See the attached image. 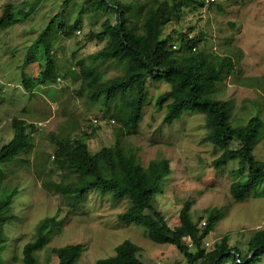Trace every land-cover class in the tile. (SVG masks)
Segmentation results:
<instances>
[{
	"label": "rangeland",
	"instance_id": "1",
	"mask_svg": "<svg viewBox=\"0 0 264 264\" xmlns=\"http://www.w3.org/2000/svg\"><path fill=\"white\" fill-rule=\"evenodd\" d=\"M35 1L0 0V16L9 4L23 9ZM220 3L223 11L217 6L187 10L182 21L177 22L175 18L166 27V33L173 29L185 32L193 27L192 35L206 33L201 47L209 52L224 54L233 50L239 54V74L219 84L223 94L216 97L233 101L234 126L245 125L255 116L264 122V0H222ZM71 10L72 3L65 6L64 0H44L24 22L0 32V143L14 137L15 119H25L33 128H29L33 131L31 149L23 153L16 167H11L14 175L7 171L4 181L7 187H19L12 205L16 219L6 226L8 247L3 254L4 264H24L25 245L37 238L38 225L49 217L62 221V231L56 232L52 242L38 253L41 264H58L53 249L73 244L84 246L77 264H96L99 259L114 256L117 246L127 240L141 247L140 258L146 264H186L185 256L175 245L155 243L142 226L119 220L120 214L129 207L128 200L118 202L89 192L83 208L72 212L67 199L49 185L50 181H59L61 177L60 171L55 172L53 158L57 142L79 139L88 133L94 135L90 139L86 137L88 147L92 153H97L105 146L115 145L119 139L120 124L104 118L98 106L80 95L82 82L65 77L66 71L78 61L106 45L105 41L88 38L103 20L93 24L86 15L83 30L72 37L50 34L61 68V80L50 86H36L33 96L32 90L24 87L25 77L33 81L46 68L44 46L36 45L43 29L56 13L63 11L67 16ZM175 45L174 48L179 43ZM29 51L35 59L24 72L22 65ZM100 71L109 79L120 74L121 67L106 64L100 66ZM167 89L164 83L151 86V99L145 107L143 121L135 134L121 140L127 149L137 153L146 167L152 160L170 161L172 174L163 181L153 200L172 228L179 225L185 203L193 200L194 220L203 227L207 223L206 210L217 208L224 215L205 240L208 250L229 235L232 247L247 251L251 235L264 229V196L235 201L231 185L240 161L232 160L221 170L214 168L213 162L221 152L207 139L204 114L186 113L172 126L163 124L166 111H158L155 104L157 96ZM254 155L264 162V127ZM261 189L263 191L264 186ZM201 217H204L202 222ZM260 264H264V258Z\"/></svg>",
	"mask_w": 264,
	"mask_h": 264
},
{
	"label": "trees",
	"instance_id": "2",
	"mask_svg": "<svg viewBox=\"0 0 264 264\" xmlns=\"http://www.w3.org/2000/svg\"><path fill=\"white\" fill-rule=\"evenodd\" d=\"M43 1L36 0L23 9L12 4L6 6L0 16V32L24 22ZM71 3V12L67 16L63 11L56 13L37 39L36 45L42 43L47 54L46 68L33 81L25 77L24 87L32 90L33 96L36 86H50L60 78L61 68L50 34L72 37L83 30L86 15L93 24L103 20L88 38L105 41L106 45L78 61L66 71L65 77L82 82L80 95L98 106L104 118L120 124L119 139L115 145L105 146L97 153L88 147L86 137L94 136L88 133L79 139L57 142L54 165L61 177L59 181H50L52 190L67 199L72 212L83 208L89 192L118 202L128 200L129 207L120 214L119 220L142 226L155 243L175 245L185 256L186 264H260L264 258V229L251 235L247 251L232 247L229 235L213 249L205 247V240L224 217L220 209L205 211L207 223L203 227L194 220V201H187L180 212L179 225L172 228L153 200L163 181L172 174L170 161L152 160L146 167L137 153L127 149L121 140L135 134L143 121L145 107L151 99V86L164 83L168 89L157 96L155 104L158 111H166L163 124L172 126L186 113L204 114L207 139L221 152L213 162L214 168L221 170L232 160L240 161L231 185L235 201L264 196L261 189L264 162L254 155L263 138L264 122L255 116L245 125L234 126L233 101L216 97L223 94L219 84L239 74V54L233 50L224 54L209 52L201 47L206 33L192 35L193 27L185 32L173 29L166 33V27L175 18L177 22L182 21L187 10L217 6L223 11L222 4L208 5L204 0H64L65 6ZM175 43H179L176 48ZM34 59L33 53L27 54L22 65L24 72ZM106 64L120 65L121 73L106 79L100 71V66ZM13 126L14 137L0 143V264H4L3 254L8 247L6 226L16 219L12 205L19 193V187H7L4 181L7 171L14 175L11 167L18 165L23 153L33 144V131L25 119H15ZM62 224L61 220L49 217L38 225L37 238L24 247V264H41L38 253L52 242L56 232L62 231ZM83 249V244H73L53 251L58 256V264H77ZM140 252L141 247L127 240L117 246L114 256L99 259L96 264H146Z\"/></svg>",
	"mask_w": 264,
	"mask_h": 264
},
{
	"label": "built area",
	"instance_id": "3",
	"mask_svg": "<svg viewBox=\"0 0 264 264\" xmlns=\"http://www.w3.org/2000/svg\"><path fill=\"white\" fill-rule=\"evenodd\" d=\"M206 2V4H216V3H219V2H222V0H204ZM95 123H98L99 121L95 120L94 121Z\"/></svg>",
	"mask_w": 264,
	"mask_h": 264
},
{
	"label": "clouds",
	"instance_id": "4",
	"mask_svg": "<svg viewBox=\"0 0 264 264\" xmlns=\"http://www.w3.org/2000/svg\"><path fill=\"white\" fill-rule=\"evenodd\" d=\"M59 80H61V79L59 78ZM40 125H42V123H40ZM53 158H54V156H53Z\"/></svg>",
	"mask_w": 264,
	"mask_h": 264
}]
</instances>
